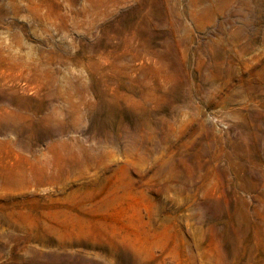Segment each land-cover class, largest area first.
<instances>
[{
    "label": "rangeland",
    "instance_id": "1",
    "mask_svg": "<svg viewBox=\"0 0 264 264\" xmlns=\"http://www.w3.org/2000/svg\"><path fill=\"white\" fill-rule=\"evenodd\" d=\"M0 264H264V0H0Z\"/></svg>",
    "mask_w": 264,
    "mask_h": 264
}]
</instances>
